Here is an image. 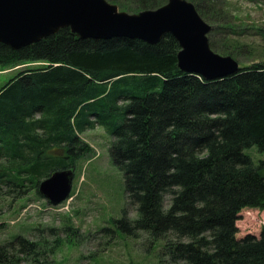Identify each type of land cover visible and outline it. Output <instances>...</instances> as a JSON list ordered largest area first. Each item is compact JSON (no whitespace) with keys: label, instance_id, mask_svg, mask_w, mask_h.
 Returning a JSON list of instances; mask_svg holds the SVG:
<instances>
[{"label":"trees","instance_id":"trees-1","mask_svg":"<svg viewBox=\"0 0 264 264\" xmlns=\"http://www.w3.org/2000/svg\"><path fill=\"white\" fill-rule=\"evenodd\" d=\"M107 1L130 13L167 3ZM191 1L212 21L216 0ZM180 51L171 35L149 45L69 28L19 50L0 43V69L20 67L0 85V191L41 196L43 181L92 156L82 135L101 127L137 213L126 210L119 229L163 242L174 264H264V228L238 238L237 226L244 210H264V161L245 153L264 155V62L208 81L179 69ZM42 255L23 235L0 238V264Z\"/></svg>","mask_w":264,"mask_h":264},{"label":"rangeland","instance_id":"rangeland-1","mask_svg":"<svg viewBox=\"0 0 264 264\" xmlns=\"http://www.w3.org/2000/svg\"><path fill=\"white\" fill-rule=\"evenodd\" d=\"M215 2L209 5L212 21L205 20L215 30L211 37L214 52L221 56H226L223 55L226 51L233 52L231 57L241 67L263 63L264 0ZM18 68L0 69V85ZM82 138L93 149L92 156L79 161L72 198L60 206H51L35 192L17 199L0 191L1 240L23 235L40 243L43 255L39 261L27 259L20 264H174L160 257L163 242L153 244L144 233L129 236L116 224L126 210L132 220L137 218V213L127 197L123 173L110 154L112 137L97 127ZM245 153L255 162L264 161V155L256 147ZM237 226L238 238L260 236L264 210H244ZM69 227L78 233L70 235L66 231Z\"/></svg>","mask_w":264,"mask_h":264},{"label":"water","instance_id":"water-1","mask_svg":"<svg viewBox=\"0 0 264 264\" xmlns=\"http://www.w3.org/2000/svg\"><path fill=\"white\" fill-rule=\"evenodd\" d=\"M69 28L80 39L126 38L158 44L171 35L178 42V67L208 81L238 74L242 67L231 56L210 46L213 27L187 0H168L155 10L129 14L107 0H0V43L22 49ZM74 170L57 171L39 186L40 195L57 207L71 195Z\"/></svg>","mask_w":264,"mask_h":264}]
</instances>
